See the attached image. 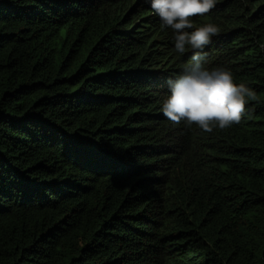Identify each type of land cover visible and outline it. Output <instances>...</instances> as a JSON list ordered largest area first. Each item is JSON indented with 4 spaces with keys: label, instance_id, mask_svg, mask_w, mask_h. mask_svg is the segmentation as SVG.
Returning <instances> with one entry per match:
<instances>
[{
    "label": "trees",
    "instance_id": "trees-1",
    "mask_svg": "<svg viewBox=\"0 0 264 264\" xmlns=\"http://www.w3.org/2000/svg\"><path fill=\"white\" fill-rule=\"evenodd\" d=\"M191 19L256 92L226 130L163 115L192 52L146 0H0V264H264V0Z\"/></svg>",
    "mask_w": 264,
    "mask_h": 264
},
{
    "label": "clouds",
    "instance_id": "clouds-1",
    "mask_svg": "<svg viewBox=\"0 0 264 264\" xmlns=\"http://www.w3.org/2000/svg\"><path fill=\"white\" fill-rule=\"evenodd\" d=\"M159 17L162 29H171L174 51L183 55L191 51V62L180 74L169 78L167 95L161 103L163 115L172 123L186 127L195 125L205 133L226 130L239 124L247 114L249 101L256 92L246 82H237L225 65L208 67L201 53L220 32L213 22L196 26L192 17L203 16L215 8L219 0H146ZM248 0H243L247 4ZM264 51V43L257 41Z\"/></svg>",
    "mask_w": 264,
    "mask_h": 264
}]
</instances>
